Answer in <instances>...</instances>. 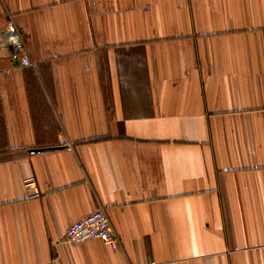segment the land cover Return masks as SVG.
Wrapping results in <instances>:
<instances>
[{
	"label": "crops",
	"instance_id": "crops-1",
	"mask_svg": "<svg viewBox=\"0 0 264 264\" xmlns=\"http://www.w3.org/2000/svg\"><path fill=\"white\" fill-rule=\"evenodd\" d=\"M8 24L32 66L0 42V264H264V0H0ZM96 209L118 242L66 243Z\"/></svg>",
	"mask_w": 264,
	"mask_h": 264
},
{
	"label": "built area",
	"instance_id": "built-area-1",
	"mask_svg": "<svg viewBox=\"0 0 264 264\" xmlns=\"http://www.w3.org/2000/svg\"><path fill=\"white\" fill-rule=\"evenodd\" d=\"M0 42L10 46L15 53L21 55L20 64L22 66H32L24 44L12 24H8L5 29L0 31ZM23 186L33 189L34 193L30 198H39L34 178L24 179ZM64 239L71 246H78L90 240H99L104 245L118 242L115 231L103 209H96L69 225L65 231Z\"/></svg>",
	"mask_w": 264,
	"mask_h": 264
}]
</instances>
